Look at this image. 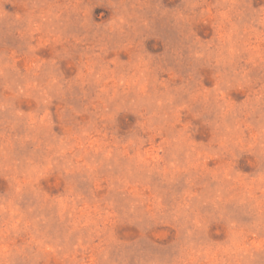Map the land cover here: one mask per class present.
Returning <instances> with one entry per match:
<instances>
[{"label":"rangeland","instance_id":"374dc122","mask_svg":"<svg viewBox=\"0 0 264 264\" xmlns=\"http://www.w3.org/2000/svg\"><path fill=\"white\" fill-rule=\"evenodd\" d=\"M0 264H264V0H0Z\"/></svg>","mask_w":264,"mask_h":264}]
</instances>
